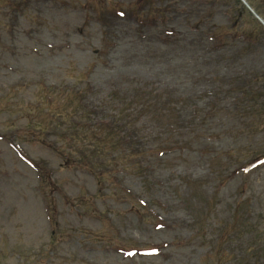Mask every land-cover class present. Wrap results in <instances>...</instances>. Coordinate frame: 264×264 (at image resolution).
Here are the masks:
<instances>
[{"label": "rangeland", "instance_id": "1", "mask_svg": "<svg viewBox=\"0 0 264 264\" xmlns=\"http://www.w3.org/2000/svg\"><path fill=\"white\" fill-rule=\"evenodd\" d=\"M253 18L240 0H0V264H264ZM101 114L148 157L83 127Z\"/></svg>", "mask_w": 264, "mask_h": 264}, {"label": "trees", "instance_id": "2", "mask_svg": "<svg viewBox=\"0 0 264 264\" xmlns=\"http://www.w3.org/2000/svg\"><path fill=\"white\" fill-rule=\"evenodd\" d=\"M248 86L251 87L249 84H248ZM151 109H154L155 111H158V112L162 111L161 108H158L157 105L151 106ZM165 114H167V113H165ZM160 117H163V116H160ZM171 118H172V116L169 114L168 117H167V119H166V121L170 123L171 122Z\"/></svg>", "mask_w": 264, "mask_h": 264}]
</instances>
